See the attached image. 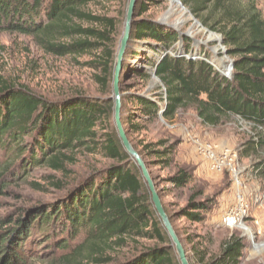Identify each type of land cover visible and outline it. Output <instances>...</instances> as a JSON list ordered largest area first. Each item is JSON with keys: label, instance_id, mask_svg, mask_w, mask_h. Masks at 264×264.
Listing matches in <instances>:
<instances>
[{"label": "trees", "instance_id": "trees-1", "mask_svg": "<svg viewBox=\"0 0 264 264\" xmlns=\"http://www.w3.org/2000/svg\"><path fill=\"white\" fill-rule=\"evenodd\" d=\"M102 1L0 0V32L32 37L57 58L91 55L84 66L98 72L94 81L104 89L118 23L88 10ZM147 1L161 3L142 0L140 16L148 11ZM178 1L204 27L220 34L232 60L231 75L221 74L207 58H195L190 41L168 26L138 23L134 39L150 44L153 55L146 54L142 68L127 67V81H139L136 86L156 82L149 96L129 93L128 102L138 111L127 119L130 132L142 130L137 118L153 122L161 115L172 120L180 109H193L209 127L235 118L252 135L240 158L254 159L253 173L264 179V17L253 0ZM108 112L95 101L47 102L0 77V196L13 183L26 182L36 169L64 173L79 153L123 161L126 157L106 128L103 135L99 132ZM143 147L153 165L172 164L173 145L160 141ZM191 179L190 172L179 170L169 182L182 189ZM54 186L70 187L63 182ZM71 188L57 202L17 215L0 214V264H173L169 252L158 247L164 239L130 170L112 165ZM194 198L178 211V218L202 223L209 203ZM141 239L154 245H142ZM244 248L243 239L232 236L218 254L205 259L199 252L195 258L198 264H241ZM123 249L125 258L120 259Z\"/></svg>", "mask_w": 264, "mask_h": 264}, {"label": "rangeland", "instance_id": "rangeland-1", "mask_svg": "<svg viewBox=\"0 0 264 264\" xmlns=\"http://www.w3.org/2000/svg\"><path fill=\"white\" fill-rule=\"evenodd\" d=\"M160 1L157 5L147 1L150 4L148 11L141 17L155 23L159 21L188 39L193 55L207 58L219 72L229 68L232 60L220 41V34L204 27L186 7L184 10L171 0ZM253 1L264 17V3ZM127 4L128 0H105L88 6V10L95 14L116 19L118 33L113 42L115 50L123 32ZM149 46L146 43H132L127 54V67L142 68L146 54L153 55ZM136 52L139 54L133 59ZM91 59V55L76 59L57 58L40 49L32 37L0 32V77L12 85L27 88L47 102L58 103L76 95L109 100L111 94L108 89H99L94 81L93 77L98 72L84 66ZM154 81L152 84L140 83L136 86L139 81L126 80L124 89L128 93L149 96V91L155 87ZM133 112L138 114L128 103L124 117ZM135 122L142 127L139 133H131L132 144L138 150L145 144L153 146L160 141L174 146L173 162L168 167L153 165L152 158L146 157L167 213H178L194 196V201L209 203L202 223H190L178 217L173 220L190 260L193 261V254L199 252L206 254L205 259L218 254L224 243L235 236L244 242L241 264H264V179L256 178L253 173L254 159L240 158L242 145L251 135L250 128L235 118L226 119L216 127L206 126L191 108L180 109L172 120H165L160 115L153 122L142 118L135 119ZM104 127L110 136L113 131L111 117L107 116L105 123L100 126V135L105 133L102 131ZM115 164L100 153L84 152L76 155L75 163L68 164L64 173L36 169L28 175L26 182L13 183L3 189L0 214L17 215L38 204L57 202L65 197L68 188L72 189L71 185ZM179 170L190 172L192 176L190 183L182 189L174 188L169 182V178ZM56 182H63L70 187L60 190L54 186ZM240 199L246 212L241 221L243 227L224 226L223 217L239 209ZM140 243L154 245V242L146 239H141ZM119 257L125 258V249Z\"/></svg>", "mask_w": 264, "mask_h": 264}, {"label": "water", "instance_id": "water-1", "mask_svg": "<svg viewBox=\"0 0 264 264\" xmlns=\"http://www.w3.org/2000/svg\"><path fill=\"white\" fill-rule=\"evenodd\" d=\"M171 1L185 10L183 4L178 0ZM141 2L142 0H128L123 22V32L116 50L112 49L113 57L109 63L105 87L111 94L109 100L93 99L83 95H76L66 100L80 99L95 101L108 109V117H111L113 126V131L110 133V136L115 140L118 148H120L121 154L126 157L123 161L116 163L114 166L130 170L139 181L146 204L149 206L153 215V220L164 239V242L158 247L169 252L173 264H198L194 257L195 254H193V261L188 257L178 231L173 224V220L175 217H178V213L169 215L164 208V204L148 168L150 164V162L146 160L148 153L145 151L144 147L138 150V148L132 144L131 132L127 121L129 114L124 117L126 105L129 103L127 99L129 93L124 89V82L127 80V54L130 51L132 43L136 42L134 39L136 25L142 21H152L147 18H142L139 15V6ZM156 23L161 24L159 21H156ZM220 41L222 42V40ZM184 56L187 57L186 55ZM195 58L199 59L196 56ZM231 72L232 65L230 64L229 68H223V71L220 73L226 77H230Z\"/></svg>", "mask_w": 264, "mask_h": 264}, {"label": "built area", "instance_id": "built-area-1", "mask_svg": "<svg viewBox=\"0 0 264 264\" xmlns=\"http://www.w3.org/2000/svg\"><path fill=\"white\" fill-rule=\"evenodd\" d=\"M216 165V164H215ZM239 209L237 210H232L229 212V214L225 215L222 219V224L226 227H233L237 226L241 223L244 215H245V210H243V205H242V200H239Z\"/></svg>", "mask_w": 264, "mask_h": 264}, {"label": "bare ground", "instance_id": "bare-ground-1", "mask_svg": "<svg viewBox=\"0 0 264 264\" xmlns=\"http://www.w3.org/2000/svg\"><path fill=\"white\" fill-rule=\"evenodd\" d=\"M239 225H241L242 226V224L240 223ZM243 227V226H242Z\"/></svg>", "mask_w": 264, "mask_h": 264}]
</instances>
